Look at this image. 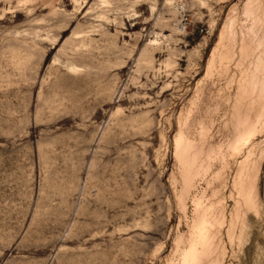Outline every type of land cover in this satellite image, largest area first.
Returning <instances> with one entry per match:
<instances>
[{"label": "rangeland", "instance_id": "obj_1", "mask_svg": "<svg viewBox=\"0 0 264 264\" xmlns=\"http://www.w3.org/2000/svg\"><path fill=\"white\" fill-rule=\"evenodd\" d=\"M0 264H264V0H0Z\"/></svg>", "mask_w": 264, "mask_h": 264}, {"label": "bare ground", "instance_id": "obj_2", "mask_svg": "<svg viewBox=\"0 0 264 264\" xmlns=\"http://www.w3.org/2000/svg\"><path fill=\"white\" fill-rule=\"evenodd\" d=\"M219 47V46H218ZM214 49H215V47H214ZM216 53H217V51H216ZM212 55H213V52H212V54H211V57H212ZM243 139H244V137H243ZM239 141V140H238ZM241 145V144H240ZM242 146V145H241ZM243 146H245V145H243ZM238 148H239V146H238ZM202 229V228H201Z\"/></svg>", "mask_w": 264, "mask_h": 264}]
</instances>
